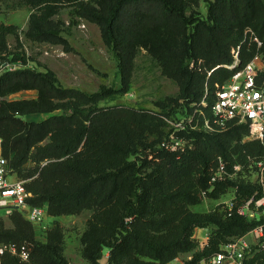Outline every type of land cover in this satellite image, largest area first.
<instances>
[{
    "label": "trees",
    "instance_id": "1",
    "mask_svg": "<svg viewBox=\"0 0 264 264\" xmlns=\"http://www.w3.org/2000/svg\"><path fill=\"white\" fill-rule=\"evenodd\" d=\"M25 1L34 9L28 38L71 50L62 22L54 18L63 6L71 5L76 16L100 26L104 42L118 61L122 86L102 84L93 92L64 86L48 67H6L0 72V96L4 97L0 154L23 178L39 173L25 184L32 193L31 204L45 207L53 216L92 210L81 234V253L89 264H103L107 250V264H170L185 252H192V257L180 264H200L210 261L234 237L264 225V214L251 218L238 211L250 199L255 207V201L264 196L261 184L231 177L214 179L218 157L233 171L236 158L244 161L249 155L264 154L259 140L243 141L249 131L246 123L231 121L218 131L179 130L178 137L188 138L190 144L170 150L162 145L169 133L163 129L160 113L100 105L129 89L142 34L165 26L166 35L149 49L163 72L178 82L180 94L164 97L157 105L162 111L170 108L167 114L178 106L192 111L208 88L205 109L209 110L216 84H223L235 71L227 66L234 59L232 46L243 42L240 67L257 53L264 58V0H207L206 17L188 13L187 0ZM247 27L257 33L260 46L244 34ZM12 32L15 27L0 23L1 61L11 53L7 35ZM8 61L26 64L28 59L15 52ZM263 80L264 71L259 75V81ZM22 89H37L38 96L5 98ZM57 110L61 112L51 114ZM33 113L51 115L28 120L26 116ZM28 162L35 164L25 166ZM231 186L236 188L232 210H192L205 196L220 198ZM9 217L11 226L0 214V244L25 246L28 258L5 251L0 264H70L60 221H54L43 241L21 211L14 210ZM196 227L211 228L203 248L194 237ZM261 241L243 264H264V237Z\"/></svg>",
    "mask_w": 264,
    "mask_h": 264
},
{
    "label": "rangeland",
    "instance_id": "2",
    "mask_svg": "<svg viewBox=\"0 0 264 264\" xmlns=\"http://www.w3.org/2000/svg\"><path fill=\"white\" fill-rule=\"evenodd\" d=\"M73 10L71 5H65L54 16L56 20L62 22L63 34L70 41L72 49L66 50L63 44L34 41L27 37L26 32L29 27V19L34 12L33 7L29 3L25 0H1L0 23L15 27L16 32L7 35V46L11 53L6 55L8 58H4L3 61L0 60V72L6 67H10L11 69L30 67L37 70H45L48 67L56 72L62 84L67 87H75L88 92L98 90L102 84L121 87L122 80L118 70V61L104 42L100 26L83 17L76 16ZM187 10L188 13L193 11L198 16L206 17L208 2L207 0H187ZM248 30H252L258 36L252 27L245 29V35L248 34L250 37L251 33H247ZM166 33V27L160 26L142 34V45H140V49L133 60L129 89L124 93H118L113 98L101 101L100 105H122L160 113L164 121L163 129L168 134L174 126L167 119L182 120L190 114V111H188V108L185 109L184 106H178L177 110H180L178 113L176 110V113L167 114L166 111L171 109L162 111V108L156 103L164 97L178 96L180 94V85L178 82L163 72L162 66L154 58L149 49L150 44L152 45L158 38L164 37ZM248 44H250V41H248ZM15 52L26 54L28 59L27 63L8 61ZM37 96V89H22L10 93L5 98L12 100L35 98ZM2 99L4 97L0 96V102ZM180 102H184L183 99ZM60 112L61 110H57L51 114ZM51 114L33 113L27 115L26 118L28 120H38L46 118ZM247 140L249 139L246 134L243 137V141ZM256 156L253 154L249 155L248 159L244 161L235 157V164H240L241 168L232 173L231 178L234 180L256 182L257 173L253 169ZM221 159L223 158L218 157L217 160L220 161ZM45 162L43 161L42 164ZM34 164L33 162H28L25 166H33ZM38 174L37 172L32 177L23 178L18 172L12 171L10 179L23 180L26 184V182L38 176ZM235 195L236 188L231 186L220 198L205 196L200 203L192 205L191 208L195 212H224ZM262 205H264V202ZM258 206L255 203V207H249L247 209L251 218H260L264 214V208H257ZM91 215L92 210L90 209H86L77 214H63L60 216L47 214L43 224L34 226L35 234L38 239L45 241L47 239V232L53 226L54 221H60L65 229V254L70 264H89L81 253V234ZM1 216L5 219L7 226L12 225L9 215L1 214ZM210 232V227L195 228L194 237L198 241V247L203 248L207 244ZM247 237L250 247L246 255L249 257L251 256L252 249L260 243V240L259 238H254L252 235H248ZM190 257H192V252H185L178 255L181 263ZM106 259L108 258H106L105 252L101 262ZM201 263L208 264V261H202Z\"/></svg>",
    "mask_w": 264,
    "mask_h": 264
},
{
    "label": "built area",
    "instance_id": "3",
    "mask_svg": "<svg viewBox=\"0 0 264 264\" xmlns=\"http://www.w3.org/2000/svg\"><path fill=\"white\" fill-rule=\"evenodd\" d=\"M250 38L260 46L262 41L252 30ZM242 43L232 48L233 62L227 66L235 69L233 74L223 83H217L214 93V100L208 107L209 90L206 88L205 96L197 103L193 104V110L182 120L167 119L174 128L169 132L168 138L163 142V146L170 150L184 149L189 139L178 137L177 131L188 128L205 131L224 130L228 123H246L248 125L247 138L249 140H259L264 145V80L259 81V75L264 71V58L261 54H256L251 60L240 67V52ZM201 62V61H200ZM1 142V140H0ZM241 168L240 164H234L233 171H229L224 159L218 163L214 179L232 177V173ZM253 169L256 171V182L264 189V154L256 157ZM12 169L6 157L0 154V214L9 215L14 210L21 211L24 216L34 225H41L48 214L47 209L42 206L33 205L28 201L32 193L27 190L23 180H11ZM253 199L238 207L240 213L250 217L247 212L252 207ZM264 202V196L255 201L260 208ZM236 202L231 200L228 209L232 210ZM248 235L261 239L264 237V225L259 224L251 229L247 234L234 237L231 241L221 246V249L208 261V264H243V260L249 251ZM208 238V237H207ZM10 251L19 254L23 259L28 258L25 246H17L13 243L0 244V254ZM178 257L170 264H180ZM202 264V263H200ZM207 264V263H206Z\"/></svg>",
    "mask_w": 264,
    "mask_h": 264
},
{
    "label": "crops",
    "instance_id": "4",
    "mask_svg": "<svg viewBox=\"0 0 264 264\" xmlns=\"http://www.w3.org/2000/svg\"><path fill=\"white\" fill-rule=\"evenodd\" d=\"M106 258H108V251H106ZM106 261H107V259L106 260H103L102 263L103 264H106L107 263Z\"/></svg>",
    "mask_w": 264,
    "mask_h": 264
}]
</instances>
